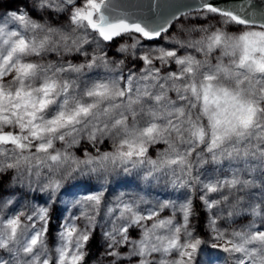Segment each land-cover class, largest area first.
I'll use <instances>...</instances> for the list:
<instances>
[{"label":"snow or ice","instance_id":"6c2138e0","mask_svg":"<svg viewBox=\"0 0 264 264\" xmlns=\"http://www.w3.org/2000/svg\"><path fill=\"white\" fill-rule=\"evenodd\" d=\"M3 2L0 264H264V0Z\"/></svg>","mask_w":264,"mask_h":264},{"label":"rangeland","instance_id":"374dc122","mask_svg":"<svg viewBox=\"0 0 264 264\" xmlns=\"http://www.w3.org/2000/svg\"><path fill=\"white\" fill-rule=\"evenodd\" d=\"M18 6L16 0H4L3 2V9H16ZM197 23H204L203 20L197 21L195 19H178L177 21H175V23L172 25V27L170 28L169 32L171 35L175 36L178 34V30L180 28V25L183 24L185 27L190 26L191 24H197ZM116 42H126V43H131L130 40H128L127 37H120L117 38ZM163 42V41H161ZM115 43V42H114ZM51 58V57H50ZM139 66V65H137ZM175 65H172L171 68L169 69H165V71H170L175 69ZM105 147V148H104ZM158 148H163V145H158ZM109 149V145L106 143L104 145L101 146V150L102 151H106ZM77 155H82L81 151H77L76 153ZM150 154H152L153 156H155V152L150 149ZM224 173L227 174L229 171H231L229 165L227 162L224 163V165L222 166ZM253 172L251 174V176L249 177L250 179H253L254 183H253V187H251L250 189L247 190V192L251 195V203L254 204H259L262 200H264V176H262L260 174V171L258 169V166L253 165ZM218 173H211L210 175H216ZM5 183H7V177L5 178ZM141 195H146V193H140ZM210 195H215V194H210ZM148 199H152V197H146ZM245 203H248L249 200L247 199V197L245 198ZM194 205L196 208V211L199 213V221H200V225H201V231L203 232V222L205 219V211L202 209L200 201L198 198H196L194 200ZM73 213L77 212L78 209H72ZM215 211V209H214ZM103 214V213H101ZM162 216H168L169 212L168 210H165L162 214ZM235 219V223H231V228H236V229H241V228H246L248 225H254L256 228L261 227V217L258 216H253L250 213L244 218L241 219L240 216H236L234 217ZM150 223V222H149ZM218 223L223 224L222 221H218ZM59 226V220L57 219V214H53V218L52 221L50 223L49 226V239H48V243H49V247L51 248L54 244H55V232L57 230ZM225 227H227V225H224ZM231 228L229 230H231ZM134 235H137V233H133ZM96 254H97V250L94 247L93 248V256L89 257L90 261H95L96 260ZM101 259H103L101 257ZM221 264H223V262H221Z\"/></svg>","mask_w":264,"mask_h":264},{"label":"water","instance_id":"95a60500","mask_svg":"<svg viewBox=\"0 0 264 264\" xmlns=\"http://www.w3.org/2000/svg\"><path fill=\"white\" fill-rule=\"evenodd\" d=\"M169 3L178 2V0H168Z\"/></svg>","mask_w":264,"mask_h":264},{"label":"trees","instance_id":"16d2710c","mask_svg":"<svg viewBox=\"0 0 264 264\" xmlns=\"http://www.w3.org/2000/svg\"><path fill=\"white\" fill-rule=\"evenodd\" d=\"M105 148V147H104Z\"/></svg>","mask_w":264,"mask_h":264}]
</instances>
